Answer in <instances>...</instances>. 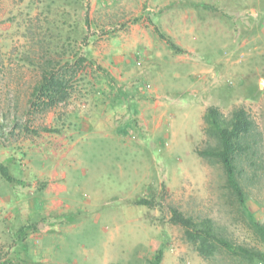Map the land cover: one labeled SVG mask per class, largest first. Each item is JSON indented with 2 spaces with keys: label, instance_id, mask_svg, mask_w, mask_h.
<instances>
[{
  "label": "rangeland",
  "instance_id": "obj_1",
  "mask_svg": "<svg viewBox=\"0 0 264 264\" xmlns=\"http://www.w3.org/2000/svg\"><path fill=\"white\" fill-rule=\"evenodd\" d=\"M52 25L94 64L43 111L35 64ZM210 105L256 123L246 207L264 222V0H0V163L14 178L0 174V264H149L158 251L160 264H235L200 257L172 207L264 249L220 165L195 153Z\"/></svg>",
  "mask_w": 264,
  "mask_h": 264
},
{
  "label": "trees",
  "instance_id": "obj_2",
  "mask_svg": "<svg viewBox=\"0 0 264 264\" xmlns=\"http://www.w3.org/2000/svg\"><path fill=\"white\" fill-rule=\"evenodd\" d=\"M56 28L57 25L48 28V31L56 36V40L50 39L45 46H41L44 55L40 63L35 64L39 70V78L33 93L41 101L43 111L66 101L69 97L71 78L78 70L94 64L93 60L80 51L70 48L69 42L62 39L60 32L55 31ZM82 38L84 39V36ZM68 53L71 55L68 56ZM202 120L207 143L203 148H196L195 153L220 165L225 187L233 197L237 211L264 246V222L258 221L246 207V185L251 179V176L246 174V168L256 171L262 165L256 123L243 106H235L228 115H224L217 106L210 105L206 107ZM43 130L56 131L49 128ZM33 132L37 133L34 130ZM0 174L6 181H14L3 163H0ZM254 174L255 172L252 173ZM141 201L139 203H149L147 200ZM170 211L169 221L182 229L184 239L203 259L208 260L218 253H223L235 264H264V249L235 243L218 231L211 218H194L175 207ZM161 257L162 252L158 251L149 264H160Z\"/></svg>",
  "mask_w": 264,
  "mask_h": 264
},
{
  "label": "crops",
  "instance_id": "obj_3",
  "mask_svg": "<svg viewBox=\"0 0 264 264\" xmlns=\"http://www.w3.org/2000/svg\"><path fill=\"white\" fill-rule=\"evenodd\" d=\"M48 227H46L44 230H47Z\"/></svg>",
  "mask_w": 264,
  "mask_h": 264
}]
</instances>
